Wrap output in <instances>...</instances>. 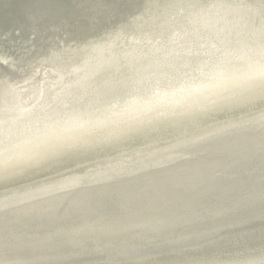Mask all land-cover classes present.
<instances>
[{
  "label": "snow or ice",
  "instance_id": "obj_1",
  "mask_svg": "<svg viewBox=\"0 0 264 264\" xmlns=\"http://www.w3.org/2000/svg\"><path fill=\"white\" fill-rule=\"evenodd\" d=\"M0 264H264V0L0 27Z\"/></svg>",
  "mask_w": 264,
  "mask_h": 264
},
{
  "label": "water",
  "instance_id": "obj_2",
  "mask_svg": "<svg viewBox=\"0 0 264 264\" xmlns=\"http://www.w3.org/2000/svg\"><path fill=\"white\" fill-rule=\"evenodd\" d=\"M25 2L28 5L31 0H0V27L5 26L9 21L22 22L23 12L27 6ZM17 10L21 17L17 16Z\"/></svg>",
  "mask_w": 264,
  "mask_h": 264
},
{
  "label": "bare ground",
  "instance_id": "obj_3",
  "mask_svg": "<svg viewBox=\"0 0 264 264\" xmlns=\"http://www.w3.org/2000/svg\"><path fill=\"white\" fill-rule=\"evenodd\" d=\"M24 4L27 5V2H25ZM17 13H18V10H17ZM17 16L21 17V14L18 13ZM257 227H258V225H257ZM223 231H224L225 235H228L229 233H231L233 239H235L236 235H239L241 240L245 239L246 229L242 225L237 226L235 228H225Z\"/></svg>",
  "mask_w": 264,
  "mask_h": 264
}]
</instances>
